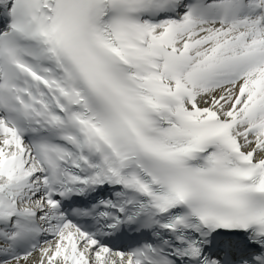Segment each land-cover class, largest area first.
Listing matches in <instances>:
<instances>
[{
	"label": "snow or ice",
	"instance_id": "6c2138e0",
	"mask_svg": "<svg viewBox=\"0 0 264 264\" xmlns=\"http://www.w3.org/2000/svg\"><path fill=\"white\" fill-rule=\"evenodd\" d=\"M0 264H264V0H0Z\"/></svg>",
	"mask_w": 264,
	"mask_h": 264
}]
</instances>
